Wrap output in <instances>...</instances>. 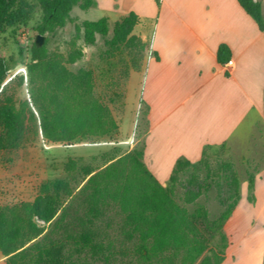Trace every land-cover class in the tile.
<instances>
[{
    "label": "trees",
    "instance_id": "1",
    "mask_svg": "<svg viewBox=\"0 0 264 264\" xmlns=\"http://www.w3.org/2000/svg\"><path fill=\"white\" fill-rule=\"evenodd\" d=\"M237 1L264 31L262 3ZM36 2L41 10L36 31L45 42L31 48L26 75L7 81L9 67L0 53V152L25 147L30 133L47 145L114 141L120 124L111 106L125 98L117 89L131 72L143 69L150 49L148 41L134 34L138 16L121 18L110 34L107 17L78 25L71 16L74 8L87 11L95 0ZM33 12L31 0H0V37L8 27L27 24ZM69 24L75 25L73 44L83 40L93 47L98 36L104 40L106 48L95 66L70 68L85 57L82 47L66 53L48 47ZM225 50L222 46L220 54ZM25 81L30 99H17L11 87H22ZM142 114L132 150L110 149L100 156L99 167L69 158L65 176L42 183L32 201L0 206L5 264L225 263L230 245L225 225L241 199L234 164L218 161L213 166L208 148L196 163L179 159L162 185L145 163L140 128L147 110ZM213 189L222 207L215 218L207 207L197 205ZM248 190L253 202L254 176L248 178Z\"/></svg>",
    "mask_w": 264,
    "mask_h": 264
},
{
    "label": "crops",
    "instance_id": "2",
    "mask_svg": "<svg viewBox=\"0 0 264 264\" xmlns=\"http://www.w3.org/2000/svg\"><path fill=\"white\" fill-rule=\"evenodd\" d=\"M256 1L264 13V0ZM159 2L95 0L94 6L111 20L134 13L144 41L147 29L153 30L143 70L137 72L144 81L136 124L147 110L140 129L149 170L166 185L179 159L196 163L205 149H231L232 140H244L240 134L252 145L244 161L264 166V31L237 0ZM222 46L226 50L220 54ZM231 60L233 67L227 68ZM255 174L254 195L264 198V167ZM240 205L225 225L230 243L225 263L233 246L229 230L246 218ZM261 225L264 231V219ZM5 261L0 252V264Z\"/></svg>",
    "mask_w": 264,
    "mask_h": 264
},
{
    "label": "rangeland",
    "instance_id": "3",
    "mask_svg": "<svg viewBox=\"0 0 264 264\" xmlns=\"http://www.w3.org/2000/svg\"><path fill=\"white\" fill-rule=\"evenodd\" d=\"M34 5L32 19L25 25H17L6 28L0 37V53L5 56L9 67V75L7 81H10L18 74L26 75V65L30 59L31 48L33 47L38 33L36 27L41 20V10L36 0H31ZM159 5V0H155ZM72 18L76 24L82 22H95L101 18H105L106 14L96 7H92L87 11L74 8L71 12ZM109 19L111 28L119 21ZM152 28L147 29L148 43L151 42ZM75 25L69 24L65 29L59 30L57 36L50 39L49 48L58 49L66 53L70 48H84L85 57L76 65L70 66L72 70L81 67H92L98 62L100 51L105 47L104 40L98 36L97 44L93 47L85 46L83 40L73 44ZM135 35H139L134 31ZM147 58V57H146ZM145 58V60H146ZM145 64V62H144ZM143 70V69H142ZM141 70V71H142ZM139 71V72H141ZM143 77L137 72H131L129 78L122 80L120 88L117 92L125 93L124 101L111 106L113 113L119 124L121 132L113 144L94 145V143H82L77 145H47L43 139L35 137L33 133L29 134V142L27 145L16 151L0 152V206L17 203L20 201H32L38 194L39 186L47 180H53L65 176L64 164L69 158H82L85 164H93L101 166L100 156L108 152L112 148H121L123 152L132 150L138 142V125L139 110L137 108L140 91L142 89ZM99 87V86H98ZM100 89V88H98ZM11 93L17 99H30L28 94V83L25 81L24 86L19 87L13 84ZM128 95V96H127ZM122 102L124 107L122 108ZM29 128L33 130L30 124ZM244 134L238 137L243 140L237 142L232 140L231 149L212 148L208 150L213 166L218 161H228L234 164L238 177L240 179V202L241 210L244 211V218L238 225L231 228L230 235L233 246L230 247V259L225 264H264V231L261 225L264 219L263 197H254V201L249 200L248 178L255 177V173L261 170L263 163H249L244 159L248 156L249 141L244 138ZM133 141V144L129 142ZM239 143V144H238ZM252 145L250 146V150ZM94 158H98L94 160ZM182 191H178V198ZM216 190H211L209 197L203 196L197 205H203L208 208L211 217L215 218L222 210L220 204L216 201ZM5 197V198H4ZM197 205L190 206L193 210ZM256 221L252 225V219ZM236 223V222H235ZM234 223V225H235ZM229 253V252H228Z\"/></svg>",
    "mask_w": 264,
    "mask_h": 264
},
{
    "label": "built area",
    "instance_id": "4",
    "mask_svg": "<svg viewBox=\"0 0 264 264\" xmlns=\"http://www.w3.org/2000/svg\"><path fill=\"white\" fill-rule=\"evenodd\" d=\"M226 67L227 68H232L233 67V61L231 60V61H229L227 64H226ZM130 144H133L134 142L133 141H131V142H129ZM102 144H113V143H111V142H98V143H94V145H102Z\"/></svg>",
    "mask_w": 264,
    "mask_h": 264
},
{
    "label": "water",
    "instance_id": "5",
    "mask_svg": "<svg viewBox=\"0 0 264 264\" xmlns=\"http://www.w3.org/2000/svg\"><path fill=\"white\" fill-rule=\"evenodd\" d=\"M44 42H45V37H44V36L38 35V36L36 37V41H35V43H36V45H37L38 47H42V46L44 45Z\"/></svg>",
    "mask_w": 264,
    "mask_h": 264
}]
</instances>
